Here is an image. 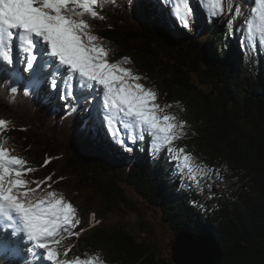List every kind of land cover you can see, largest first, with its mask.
<instances>
[{
  "label": "trees",
  "instance_id": "trees-1",
  "mask_svg": "<svg viewBox=\"0 0 264 264\" xmlns=\"http://www.w3.org/2000/svg\"><path fill=\"white\" fill-rule=\"evenodd\" d=\"M236 2L245 15L254 7L252 0ZM190 4L191 27L170 17L164 0H115L98 10L104 19L89 22L111 49L109 60L136 68L143 81L158 79L163 105L186 121L177 141L219 173L199 187L186 181L166 150L153 152L147 134L135 146L126 132L123 143L113 142L89 120L91 100L62 98L59 73L44 75L34 89L27 79L13 84L0 72V118L12 123L4 136L35 169L26 178L51 176L42 187L51 184L88 208L90 227L68 238L69 256L98 254L106 264H175L168 245L174 233L185 231L217 239L221 264H264V46L248 43L245 15L229 30L230 14L214 17L209 26L198 0ZM23 65L27 78L32 73ZM111 218L118 221L106 225ZM25 255L0 251V264L40 263L31 252Z\"/></svg>",
  "mask_w": 264,
  "mask_h": 264
},
{
  "label": "snow or ice",
  "instance_id": "snow-or-ice-1",
  "mask_svg": "<svg viewBox=\"0 0 264 264\" xmlns=\"http://www.w3.org/2000/svg\"><path fill=\"white\" fill-rule=\"evenodd\" d=\"M107 3L114 4L115 0H0V72L6 73V80L13 84L27 79V86L35 89L41 86L44 64L51 65L64 77L63 99L87 101L89 96H102V103L96 105L89 117L94 126L103 127L106 122L107 130L120 143L122 131L131 130L133 141H143L147 134L152 139L153 152L166 150L179 171L199 187L202 180L219 173L185 148L176 146V141L184 136L186 121L168 111L171 105H160L158 92L141 83L140 75L122 62L110 61L111 49L93 31L89 19H104L98 10ZM164 3L170 5V17L190 27V0ZM198 3L212 17L230 14L226 23L229 30L238 17L245 15L236 0ZM252 3L254 7L245 15L244 27L248 43L255 47L264 45V0ZM37 54L43 63H37ZM123 60L131 62L128 57ZM20 64L26 65L32 75L23 77ZM10 65L13 67L9 68ZM73 81L82 86L79 97L74 96ZM56 86V79H52L50 87ZM89 89L92 91L87 92ZM17 90L15 86L10 89L13 94ZM11 128V121L0 118V224L11 230L0 234V251L20 256V239H13L19 236L30 242L29 251L39 257L40 264H106L98 254L69 256L72 246L63 242L81 234L74 231L81 222L78 209L51 184L42 187L51 176L45 181L26 178L35 169L4 136Z\"/></svg>",
  "mask_w": 264,
  "mask_h": 264
},
{
  "label": "rangeland",
  "instance_id": "rangeland-1",
  "mask_svg": "<svg viewBox=\"0 0 264 264\" xmlns=\"http://www.w3.org/2000/svg\"><path fill=\"white\" fill-rule=\"evenodd\" d=\"M199 6L201 7V8H203V6L201 5V4H199ZM204 12H205V15H206V23L209 25V26H211L212 25V22H213V19H214V17H212V16H210V15H208V13H207V11L204 9ZM190 27H191V25H190ZM264 46V45H263ZM16 50V49H15ZM15 53H16V51H15ZM14 57H15V54H14ZM38 57H39V61H37V63H43V60H42V58L40 57V55H38ZM20 59L21 60H23L24 59V56H23V54L22 53H20ZM23 64H20V65H18V67H20V66H22ZM25 68H26V65H23ZM123 66H125L126 67V65H123ZM9 68H12L13 66H8ZM54 72V74H55V76L57 77V76H59V74L58 73H56L55 72V68L54 67H52L51 65H48V64H44V67L42 68V70H41V77H44V75L45 76H50V75H48L49 73H51V75H52V73ZM62 71V70H61ZM134 73L135 74H138V75H140L142 78H143V75H141L142 73H140V72H138V71H136V68L134 69ZM148 77V79H149V81H147L146 79H144V81H143V79L140 81L141 83H143V84H145V86L146 87H150V88H153L154 90H156L157 92H158V103L160 104V105H162L163 106V96H162V88L158 85V79H153V77L151 76V75H149V76H147ZM62 78L64 79V77L62 76ZM145 82H147V83H145ZM60 85L61 84H63V80H60V83H59ZM74 85L75 86H73V91H74V96L75 97H79V96H81L82 95V86L79 84V83H77L76 81H74ZM63 88H64V86L62 87V85H61V87L59 86V92H64L63 91ZM48 90H49V94L50 95H52L51 94V88L50 87H48ZM87 92H91L92 90L91 89H89V90H86ZM58 92V93H59ZM60 94V93H59ZM72 99V98H71ZM73 99H75V98H73ZM77 100V99H76ZM87 100H91V105H93V107H92V111L94 110V108L96 107V105L97 104H101L102 103V96H100V97H93V96H89L88 97V99ZM72 101V100H71ZM70 100H69V102H71ZM78 101V100H77ZM80 101V100H79ZM78 101V102H79ZM180 120H181V118L179 117V116H177ZM102 129L105 131V132H107L108 133V135H109V137H110V139L113 141V142H117L118 140L117 139H115V138H113V136L111 135V133L107 130V125H106V122H105V124H104V126L102 127ZM124 132L122 131L121 132V134H120V138L122 137V135H124L123 134ZM127 134H129L130 133V137H131V135H132V132H131V130H128L127 132H126ZM148 136V135H147ZM149 138H150V142H149V147L150 148H152V139H151V137L150 136H148ZM131 141H132V145L133 146H135L136 145V142H137V140L136 141H133L132 139H131ZM181 142L180 141H176V146H178V147H183V148H185L184 146H181V144H180ZM186 149V148H185ZM186 151H187V149H186ZM188 152V151H187ZM166 153H167V151H166ZM190 153V152H189ZM176 163V162H175ZM176 165V164H175ZM179 173H181L180 171H179ZM182 174V173H181ZM184 176V175H183ZM186 177V176H185ZM186 181H188V182H190V183H193L191 180H189L187 177H186ZM194 185H195V183H193ZM61 193H63L64 194V196H65V198L67 199V200H69L70 202H72L73 203V205L78 209V216H79V219H80V224L77 226V228L76 229H74V231H77V232H80L81 234L83 233V232H85L89 227H90V216H89V211H88V208L86 207V205L81 201V200H79L78 198H76V197H74L73 195H70V194H67V193H65V192H61ZM130 196H131V198H132V200L133 201H135V202H137V204H139L140 206H142L143 207V209L147 212V213H149L150 215H152L153 216V218L154 219H158V217H159V215H158V212L156 211V210H153L152 208H150V207H146L145 206V203L144 202H142V200L135 194V193H133V192H130ZM118 221V218H111L108 222H107V224L106 225H111V224H114V223H116ZM156 221V220H155ZM156 223H157V226H158V228L161 230V232H162V234H163V236H168V237H170V233H169V231H168V229H167V227L166 226H163V224L162 223H160V222H158V221H156ZM3 233H6V231L5 230H2V229H0V234H3ZM80 234V235H81ZM75 235H73V236H70V237H74ZM70 237H67L65 240H64V245L65 246H67V241H68V238H70ZM17 238H19V237H14L13 239H17ZM20 244H21V249H22V256L23 255H25V256H27V257H29L30 256V252H29V249H31V244H30V242H28L27 240H26V238H22L21 237V239H20ZM42 251V250H41ZM33 256V255H32ZM36 259H39V257H35ZM40 264V263H39ZM47 264H51V262H47Z\"/></svg>",
  "mask_w": 264,
  "mask_h": 264
},
{
  "label": "water",
  "instance_id": "water-1",
  "mask_svg": "<svg viewBox=\"0 0 264 264\" xmlns=\"http://www.w3.org/2000/svg\"><path fill=\"white\" fill-rule=\"evenodd\" d=\"M175 264H221L220 242L211 235L178 231L169 243Z\"/></svg>",
  "mask_w": 264,
  "mask_h": 264
}]
</instances>
